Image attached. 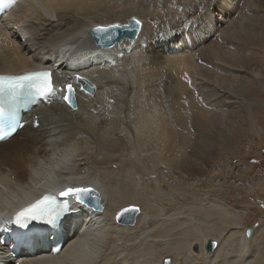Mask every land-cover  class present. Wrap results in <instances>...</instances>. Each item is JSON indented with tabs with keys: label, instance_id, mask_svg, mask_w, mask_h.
<instances>
[{
	"label": "bare ground",
	"instance_id": "6f19581e",
	"mask_svg": "<svg viewBox=\"0 0 264 264\" xmlns=\"http://www.w3.org/2000/svg\"><path fill=\"white\" fill-rule=\"evenodd\" d=\"M225 1L230 10L222 14L215 4L195 0V10L182 14L193 25L180 18L144 32L140 24L135 40L123 38L107 50L96 47L90 32L129 25L141 15L138 0H16L10 13H0V75L56 66L60 98L26 109L31 119L37 115L38 128L25 125L0 141V224L70 186L90 187L107 203L99 198L102 213L74 205L76 232L65 250L57 257H25V264H162L165 258L172 264H225L233 239L239 248L230 264H264L263 251L256 250L264 220L248 237L239 212L200 185L207 194L171 209L184 199L161 173L204 175L219 147L229 149L241 136L244 120L226 127L220 108H229L230 101L221 105L210 83L235 98L238 87L247 96L256 86L260 64L251 57L252 50L264 48V14L251 9L235 16L241 3L254 6L255 0ZM236 41L249 49L247 57L239 55ZM240 68L247 76L243 84ZM77 77L96 89L94 95L80 91ZM69 83L76 112L61 100L60 90ZM245 102L248 119L256 105ZM5 110L13 108L6 104ZM125 204L141 208L131 227L114 224L118 206ZM207 240L216 245L212 254L203 249Z\"/></svg>",
	"mask_w": 264,
	"mask_h": 264
},
{
	"label": "rangeland",
	"instance_id": "374dc122",
	"mask_svg": "<svg viewBox=\"0 0 264 264\" xmlns=\"http://www.w3.org/2000/svg\"><path fill=\"white\" fill-rule=\"evenodd\" d=\"M204 3L206 5L215 4L218 6L219 11L222 14H225L230 10L225 0H204ZM263 3L264 0H255L254 6L242 5L241 3L238 13L235 16L249 12L251 9L258 14H264ZM138 7L141 10V15L137 17L133 16L131 18L141 21L144 32H156L160 28H164L165 25L176 24L177 20H180V18L183 19L186 24L191 23L193 25L188 19L182 18V14H184L185 11H189L191 14V12L195 10V0H149L148 3H144L143 0H138ZM243 26L246 27L245 25ZM217 38L218 37H213L208 44L214 42ZM22 42L24 44L25 41ZM235 46L241 57H247L249 53L247 47L241 45L238 41L235 42ZM251 59L252 62H258L260 66L256 68L254 72L253 83H255L256 86L251 89L247 96L244 93H240L238 87V96L235 98L233 97V92L227 93V89L223 87L219 90H215L214 86L216 87L217 83L215 84L213 81V83H210L212 93L219 97V101H221V99L223 100L220 102L221 105H224L222 104L223 102L229 103L230 101L229 105H226L229 106V108H220V116H225V118L220 117L219 119L227 125L226 127L236 126L244 120L243 130L238 135L241 136L234 140L229 149L227 145L219 147L218 154L215 153L216 155L214 154L212 156L209 164L206 166V174L197 175L196 177L199 176L198 178H194V175H188L189 177L184 176V174H180V172L169 173V170L161 172L162 176L163 174L167 175L168 180L172 183L170 186H173L175 193L177 195L180 194V197L184 199L181 203H176L174 206H171V209H175L176 205L179 206L180 204L188 203L192 201L191 199L208 193L207 195L218 197L239 212L241 224L245 227L246 234L248 231H251V234L248 237L252 236L253 227L264 220V88L259 83L264 81V48H255L252 50ZM260 69L263 70V73L257 72V70ZM236 74L241 79V84L246 82L247 76L242 68L236 70ZM245 99L251 100V102L256 105L254 108L255 110L253 109L252 116L248 119L245 117L247 115ZM109 102L113 103L114 100L110 99ZM235 107H237L239 112L237 110L236 112L234 111ZM226 112H228L227 115H223V113ZM115 119L114 121L116 122L117 118ZM121 123L122 122H120V124ZM193 131L194 129L192 132ZM229 137H232V135ZM197 144L198 142H194L195 146ZM127 150L130 152L131 148L128 147ZM146 165L150 166L151 164L148 163ZM198 185L204 187V190H206L207 193H204L199 189ZM170 186L167 185V188ZM100 197L103 206L107 205V203L103 201L102 196ZM129 206L135 205L125 204L123 206H118V211ZM135 207L139 208V211L141 210L140 206ZM215 233L218 235V231ZM256 238L258 239L256 250L258 252L263 251L262 253L264 254V228L256 235ZM233 241L235 245L230 247L225 264H230L238 252L239 243L237 240L233 239ZM208 243H210L208 240L204 243V251L206 250V245Z\"/></svg>",
	"mask_w": 264,
	"mask_h": 264
},
{
	"label": "snow or ice",
	"instance_id": "6c2138e0",
	"mask_svg": "<svg viewBox=\"0 0 264 264\" xmlns=\"http://www.w3.org/2000/svg\"><path fill=\"white\" fill-rule=\"evenodd\" d=\"M16 0H0V10L4 8H10ZM133 23L137 26L132 28L127 24H111L107 26H97L92 31L96 35L98 40L113 41L117 30L125 29L131 31L134 35L139 31V25L141 21L133 18ZM78 80L83 79L77 77ZM27 90L35 97H41L44 99L53 97L56 95L58 89L54 86L52 81V73L49 71L31 72L20 76H0V97L8 94L16 96L22 91ZM60 91L64 92L62 99L69 107H75L73 97L75 95V89L72 84H67L64 89ZM4 108L0 106V116L4 115ZM23 125L19 121L11 123L10 127L0 134V141H3L6 137L11 136L17 129ZM60 197L63 198L60 203H57V199L53 196L46 195L42 199L36 201V203L18 212L14 218V224L21 229L32 231L36 225H43L41 231L54 234V230L63 226L64 218L75 210V205L90 206V202L95 200L94 189L88 187H72L60 193ZM74 202V204H73ZM139 212V208L135 206L121 209L117 213L116 219L119 221L123 216ZM34 239H39L34 237ZM5 241L0 240V244ZM60 251V249H56Z\"/></svg>",
	"mask_w": 264,
	"mask_h": 264
},
{
	"label": "water",
	"instance_id": "95a60500",
	"mask_svg": "<svg viewBox=\"0 0 264 264\" xmlns=\"http://www.w3.org/2000/svg\"><path fill=\"white\" fill-rule=\"evenodd\" d=\"M129 25L132 28H134L133 21H130ZM91 34H92V36L95 35L93 31L91 32ZM135 37H136V34L134 35L131 31H128V30H125V29H120V30L116 31L115 38L111 42H109L107 40H103V39H101V40L94 39V41H95L97 47H99V48H110L113 45H115L116 43L120 42L123 38L134 39ZM82 89H84L87 92H92V90H93L92 88H90L86 84H82ZM73 100H74V97H73ZM74 104H75V100H74ZM70 108L74 109L75 107H70ZM68 188H71V187H68ZM88 188H90V187H88ZM66 189L67 188H65L64 190H66ZM94 192H95L96 199L90 202V206H85V207L91 209L93 212L101 213L103 211V208H102V206L100 204V199H99L100 196L98 195V193L95 190H94ZM60 193L58 195V198L60 200H62L63 198L60 197ZM137 214H138V212L127 214V215L123 216L119 221L116 219V222L119 225H124V226H128L129 225V226H131V225L134 224L135 217L137 216ZM215 246L216 245L213 242L208 243L206 245V252L207 253L213 252ZM162 264H172V263H171L169 258H165V259H163Z\"/></svg>",
	"mask_w": 264,
	"mask_h": 264
}]
</instances>
